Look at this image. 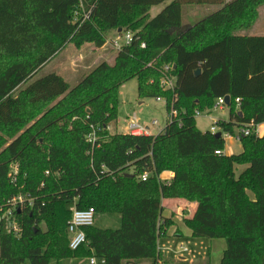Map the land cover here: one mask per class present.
Masks as SVG:
<instances>
[{
  "label": "trees",
  "instance_id": "trees-1",
  "mask_svg": "<svg viewBox=\"0 0 264 264\" xmlns=\"http://www.w3.org/2000/svg\"><path fill=\"white\" fill-rule=\"evenodd\" d=\"M166 1L0 0V202L20 192L38 197L18 216L21 238L0 231V264H177L158 249L174 225L163 217L165 199L197 203L183 222L195 238L225 240L220 264H264V135L242 136L240 154L217 155L224 139L200 131L195 116L230 96L224 131L264 123V36L236 35L255 24L264 0H174L151 18ZM201 4L223 7L183 30V7ZM111 31L133 34L114 65L100 63L74 87L55 73L38 77L68 44L102 48ZM165 65L173 66L174 91L160 87ZM133 79L140 98H165L166 111L179 112L158 135L108 131L120 88ZM166 171L174 173L169 184L159 179ZM72 205L118 214L121 227H89L88 246L72 251Z\"/></svg>",
  "mask_w": 264,
  "mask_h": 264
},
{
  "label": "rangeland",
  "instance_id": "rangeland-1",
  "mask_svg": "<svg viewBox=\"0 0 264 264\" xmlns=\"http://www.w3.org/2000/svg\"><path fill=\"white\" fill-rule=\"evenodd\" d=\"M166 6H156L150 12L152 18L156 17ZM205 9L194 13L187 7L184 9V22L182 29L188 24H195L205 16L211 14L205 13ZM79 14H76L78 17ZM190 22V23H187ZM264 36V7L261 9V14L256 20L253 27L248 30H242L236 35ZM113 34L107 36L108 45L105 47L103 54L97 51L94 44H84L81 48H76L74 44H68L51 62L47 64L38 74V77L45 76L50 73H55L63 77L71 87L77 85L87 74L94 70L100 63L106 62L109 65H114L115 55L118 53L110 44ZM116 37H114L115 39ZM117 57V55H116ZM137 116L142 125L150 126L154 120H157V127L151 126L153 131L162 128L166 124L167 111L163 102H157L156 98H140L138 95V80L133 79L124 84L119 91V111L118 120L111 125V133L123 132L127 123L128 117ZM217 119L228 120V111H218L214 115ZM197 127L202 132H209L210 122L203 116L197 118ZM241 147L239 141L226 140L225 151L227 153L236 152ZM178 225L181 227L180 219H177ZM45 230V227L42 226ZM95 227L101 229L116 230L121 227V216L118 214L97 213L95 218ZM162 244V243H161ZM176 250L183 245L189 252L183 254L182 258L187 261L179 263L178 259L175 263L179 264H220L223 252L226 248V242L222 239H205L187 236L176 243H173ZM162 248V246H161ZM173 255V254H171ZM176 257L175 255H173ZM88 257L71 258V259H51L49 264H90ZM97 264H104V260L95 258ZM24 264H31L26 260Z\"/></svg>",
  "mask_w": 264,
  "mask_h": 264
},
{
  "label": "built area",
  "instance_id": "built-area-1",
  "mask_svg": "<svg viewBox=\"0 0 264 264\" xmlns=\"http://www.w3.org/2000/svg\"><path fill=\"white\" fill-rule=\"evenodd\" d=\"M133 42V34L129 31L125 33H121L117 35L114 40H111V46L119 52L125 46L131 45ZM142 48L146 47L145 43H142ZM151 65V64H150ZM161 79H160V87L165 91H174L177 85V78L173 75V66L172 65H165L163 70L161 71ZM177 98V96H175ZM226 97H219L216 99L213 107L205 112H196V118L203 116L204 114H209L210 112H217V111H224L225 109L229 108L226 104ZM157 102H163L166 106V99L165 98H156ZM231 104V98H230ZM237 108L241 105V99H236ZM179 115V112L172 107L169 112H167V120L166 125L173 123ZM220 120L211 119V125L209 127V132L213 135L221 133V137L226 142L229 138H234L236 140H241L242 136H251L255 134L256 136H260L259 133V126H254L253 124L247 125L240 130H237V135H231L228 132L224 131L221 126ZM264 124V123H263ZM159 125L157 120H154L150 126L142 125L140 123L139 118L135 115L133 117H128L127 123L124 127L125 133L132 135V136H149L151 135V126L157 127ZM165 129V128H164ZM163 129V131H164ZM99 130V129H97ZM111 128H108L110 131ZM161 131L160 133H162ZM97 140L96 132L94 131L88 138L87 141L89 143H94ZM217 155H222L223 152L221 150L216 151ZM10 171H9V178L12 184L18 183V178L20 175V165L16 162L10 164ZM46 175H50L49 172ZM140 180L147 181L149 178L148 173H144L141 175ZM36 199L38 197L35 196V193L28 192V193H18L17 195L6 199L5 201L0 202V231L5 232L7 235H10L14 238H21L23 235V226L22 223L19 221L18 216L22 215L23 211L25 210H34L37 203ZM69 212L71 213V218L67 225V232L69 237V247L72 251H77L82 247L88 246V240L85 230L89 227L95 226V218H96V210L94 208H89L86 210H80L75 205L69 207ZM159 251L161 252V246L159 245ZM169 252L174 254L176 258H182L183 254L188 253L189 250L181 245L176 250L168 249ZM90 264H96L95 258L90 259ZM161 264V263H159Z\"/></svg>",
  "mask_w": 264,
  "mask_h": 264
},
{
  "label": "crops",
  "instance_id": "crops-1",
  "mask_svg": "<svg viewBox=\"0 0 264 264\" xmlns=\"http://www.w3.org/2000/svg\"><path fill=\"white\" fill-rule=\"evenodd\" d=\"M173 1L174 0H167L165 3H163V4L159 5V6H162V7L163 6H167V5L171 4ZM231 1L232 0H224V2H226V3L231 2ZM186 7L188 9H191V11H194V13H196V12L198 13V12L201 11V9H205L204 10L205 13L210 12L211 14H213V13L219 11L220 9H222L223 5L222 4H220V5L219 4H201V5L184 6L183 9H182V26H183V22H184V9ZM263 7H264V5L261 6L258 9V18H259L260 14H261V9ZM152 9H151V11H152ZM211 14H209V15H211ZM209 15H207V16H209ZM207 16H205L204 18H206ZM150 17H151V15H150ZM203 19H201V20H203ZM201 20H199V21H201ZM187 23H190V22H187ZM193 25L194 24H188V25L185 26L184 29H187V28H189V27H191ZM110 34H113L114 35L113 38H112V40H114V37H117V35H119L121 33L119 31H111V32H109L107 34V36L110 35ZM107 41H106V44L102 48H97V51H99L101 53L100 55L103 54V51H104L105 47L108 45ZM116 55H115L113 61H115ZM224 111H228V118H229L228 120H220V119H217L214 116L216 112H210L209 114H204L203 117L206 118V119H208V121L210 122V125H211V119L212 118L217 119V120H220V121L229 122L230 121V118H231L230 117L229 108L225 109ZM224 111H221V112H224ZM198 118H200V117H198ZM196 120H197V118H196ZM196 124H197V122H196ZM165 125L162 128H159V129H157L155 131H153L151 129V135H158L161 131H163V129L165 128ZM117 133H120V132H117ZM121 133L126 134L125 133V129ZM203 133H206V132H203ZM259 133H260V137L264 135V124H261L259 126ZM228 140H232V141H235V142L236 141H239V140H236L234 138H229ZM225 145H226V142H225ZM242 151H243V146H242V143H241V147L236 152L227 153L225 151V148H224L223 153L225 155H227V156H231V155H235V154H240ZM244 169H245V167L239 166V167H237L236 172L237 173H240ZM173 178H174V173L169 172V171L163 172L159 176V179L161 181H163L164 183H168V184L172 181ZM250 196L252 198L254 197L253 194H250ZM162 206L164 207L163 217L164 218H167V219H172L173 222H174V225L168 230L167 236L165 238L160 239L159 245L162 246L161 253L163 254V256L166 257V258H168L169 260H174L175 261L178 258L174 257L173 256L174 254L171 255L172 253L169 252L168 249H173L175 246L172 245V244L173 243H176L178 241H181L182 238L187 237V236H192L191 230L186 227V225L183 222V219L185 217H192L194 215V213L196 211V208H197V203L189 202V201L184 200V199H165L162 202ZM177 219H180V222L182 223V226L181 227L178 225ZM178 260L181 261V262H190V261H187L186 259H181V258H179ZM190 263H193V262H190ZM96 264H97V262H96ZM104 264H105V262H104Z\"/></svg>",
  "mask_w": 264,
  "mask_h": 264
},
{
  "label": "water",
  "instance_id": "water-1",
  "mask_svg": "<svg viewBox=\"0 0 264 264\" xmlns=\"http://www.w3.org/2000/svg\"><path fill=\"white\" fill-rule=\"evenodd\" d=\"M119 32L121 33V31H119ZM200 73H201L200 69L195 72L196 75H199ZM225 100H226V104L228 106H230V96H226ZM239 116L240 117L243 116L242 112H239ZM221 136H222L221 133H218L215 135L216 138H221ZM128 176L133 177V175H128Z\"/></svg>",
  "mask_w": 264,
  "mask_h": 264
}]
</instances>
